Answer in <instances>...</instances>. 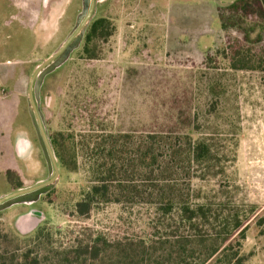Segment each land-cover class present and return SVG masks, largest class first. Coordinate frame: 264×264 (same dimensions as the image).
Listing matches in <instances>:
<instances>
[{
	"label": "rangeland",
	"instance_id": "rangeland-1",
	"mask_svg": "<svg viewBox=\"0 0 264 264\" xmlns=\"http://www.w3.org/2000/svg\"><path fill=\"white\" fill-rule=\"evenodd\" d=\"M241 8L248 14H241ZM205 14L202 29L185 28L190 17ZM100 18L117 27L116 35L101 43V59H83L82 44L44 80L41 111L49 138L64 146L69 161L72 137L169 128L190 132L196 123L207 137L217 139L222 156H231L225 165L228 181L218 178L203 187L210 190L226 182L237 189L238 200L252 204L255 214L243 253L247 264H264V73L233 71L230 56L223 54L228 40H247L256 50L264 47V0H245L236 13L223 17L213 0H99L95 20ZM31 46L22 61H0V199L51 178L27 101L30 81L49 58V48ZM211 51L223 53L211 62L205 56ZM211 89L220 91V101ZM82 164L79 160L78 171H73L58 162L56 186L37 205L44 215L39 227L100 234L110 241L149 236L144 209L107 205L88 218L77 217L75 206L90 187ZM25 210L1 212L0 230L33 235L36 230L23 235L16 228Z\"/></svg>",
	"mask_w": 264,
	"mask_h": 264
},
{
	"label": "trees",
	"instance_id": "trees-1",
	"mask_svg": "<svg viewBox=\"0 0 264 264\" xmlns=\"http://www.w3.org/2000/svg\"><path fill=\"white\" fill-rule=\"evenodd\" d=\"M244 1L217 5L219 17L236 13ZM239 12L248 14L246 8ZM116 31L109 18L94 21L83 43V59L100 60L101 43ZM246 43L228 40L229 52L211 51L206 59L212 62V56L223 53L230 56L233 71L264 73V47L256 50ZM209 92L220 101V91ZM50 140L57 164L78 171L82 160L88 168L90 187L75 206L79 219L107 205L140 208L147 212L152 233L110 241L100 234L46 227L26 237L0 230V264H247L243 246L255 209L238 200L237 189L226 182L210 190L203 187L218 178L228 181L225 165L231 156H222L217 139L207 137L196 123L190 132L169 128L72 137L69 161L64 146Z\"/></svg>",
	"mask_w": 264,
	"mask_h": 264
},
{
	"label": "crops",
	"instance_id": "crops-1",
	"mask_svg": "<svg viewBox=\"0 0 264 264\" xmlns=\"http://www.w3.org/2000/svg\"><path fill=\"white\" fill-rule=\"evenodd\" d=\"M79 11L80 0H0V61H22L31 45H48L45 54L52 57L73 34ZM203 20L207 14L190 17L185 28L202 29Z\"/></svg>",
	"mask_w": 264,
	"mask_h": 264
},
{
	"label": "water",
	"instance_id": "water-1",
	"mask_svg": "<svg viewBox=\"0 0 264 264\" xmlns=\"http://www.w3.org/2000/svg\"><path fill=\"white\" fill-rule=\"evenodd\" d=\"M88 1L89 0H85V2ZM213 1L219 6L227 7L233 4L236 0ZM94 7L95 0H91L90 10L86 13V17L83 22L52 57L43 61L31 79L28 93L29 114L37 133L39 146L47 164L49 176L54 175V177L33 188L21 190L9 196L2 197V199H0V213L15 206L35 204L42 196L51 192L56 186L60 171L52 148V143L46 129L45 120L42 112L40 111V90L43 86L45 78L63 67L70 60L72 53L80 48L88 24L90 23ZM40 218V220L36 221L31 215L24 216L18 220L16 226L20 228L23 235H28L35 231V229L40 225L43 217Z\"/></svg>",
	"mask_w": 264,
	"mask_h": 264
},
{
	"label": "flooded vegetation",
	"instance_id": "flooded-vegetation-1",
	"mask_svg": "<svg viewBox=\"0 0 264 264\" xmlns=\"http://www.w3.org/2000/svg\"><path fill=\"white\" fill-rule=\"evenodd\" d=\"M98 5H99V0H95L94 11H93L92 16H91V18H90V23L88 24V27H87L86 32H85V34H84V38H83L82 44H83L84 41H85L86 33H87V31L89 30L90 26L93 24L94 21H96V20H95V14H96V11H97V8H98ZM90 7H91V0H89L88 2H85V0H80V11H79V14H78L77 19H76L75 28H74V30H73V33H74V31L78 28V26L83 22V20L85 19V17H86V13L89 12ZM71 36H72V35H71ZM71 36H70V37H71ZM82 44H81V46H82ZM81 46H80V47H81ZM79 49H80V48H79ZM76 51H77V50H76ZM76 51H74V52L72 53V55H73ZM72 55H71V56H72ZM42 87H43V86H42ZM42 87H41V90H40V111H41V92H42ZM1 93H2L3 95L6 94V90H2ZM27 101H28V100H27ZM41 112H42V111H41ZM42 114H43V112H42ZM29 115H30V114H29ZM43 117H44V114H43ZM30 118H31V117H30ZM44 120H45V117H44ZM31 121H32V120H31ZM47 170H48V168H47ZM48 175H49V171H48ZM53 177H54V175L51 176V178H53ZM51 178H50V179H51ZM24 190H25V189H24ZM53 190H54V189H53ZM53 190H52V191H53ZM19 191H21V190H19ZM52 191H51V192H52ZM51 192H49L48 194L42 196V197L40 198V200H39L37 203H35V204H32V205H19V206L12 207L11 209H14V208H16V207H24V208H26V210H25L24 212H22V213L19 214L18 219H17V222H18V220H19L20 218H22V217H24V216H27V215H31L36 221L40 220V219H41L40 217H43V218H44L43 213L40 212V210L38 209L37 205L42 201V199H43L44 197H46L47 195H49ZM2 197H4V196H2ZM1 199H2V198H1ZM11 209H8V210H11ZM6 211H7V210H6ZM39 226H40V225H39ZM39 226H38L37 228H39ZM37 228H36L35 230H37ZM17 230H18L19 232H21L18 228H17Z\"/></svg>",
	"mask_w": 264,
	"mask_h": 264
}]
</instances>
